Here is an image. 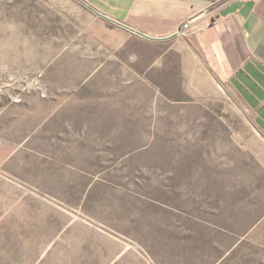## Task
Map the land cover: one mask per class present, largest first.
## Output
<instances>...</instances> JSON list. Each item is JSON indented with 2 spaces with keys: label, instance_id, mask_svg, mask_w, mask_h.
Segmentation results:
<instances>
[{
  "label": "rangeland",
  "instance_id": "374dc122",
  "mask_svg": "<svg viewBox=\"0 0 264 264\" xmlns=\"http://www.w3.org/2000/svg\"><path fill=\"white\" fill-rule=\"evenodd\" d=\"M91 23L0 0V264H264L251 111L216 72L198 90L121 55L108 76Z\"/></svg>",
  "mask_w": 264,
  "mask_h": 264
},
{
  "label": "crops",
  "instance_id": "0c3cea01",
  "mask_svg": "<svg viewBox=\"0 0 264 264\" xmlns=\"http://www.w3.org/2000/svg\"><path fill=\"white\" fill-rule=\"evenodd\" d=\"M77 1L89 12L92 38L106 40L91 51L107 56L108 76L121 55L144 58L143 71L158 80L176 71L184 86L198 90L210 87L216 72L264 134V0ZM185 22L191 27L178 35Z\"/></svg>",
  "mask_w": 264,
  "mask_h": 264
},
{
  "label": "built area",
  "instance_id": "2783aa9c",
  "mask_svg": "<svg viewBox=\"0 0 264 264\" xmlns=\"http://www.w3.org/2000/svg\"><path fill=\"white\" fill-rule=\"evenodd\" d=\"M191 27L190 22H185L182 27L178 30V35H186L188 29Z\"/></svg>",
  "mask_w": 264,
  "mask_h": 264
},
{
  "label": "water",
  "instance_id": "95a60500",
  "mask_svg": "<svg viewBox=\"0 0 264 264\" xmlns=\"http://www.w3.org/2000/svg\"><path fill=\"white\" fill-rule=\"evenodd\" d=\"M139 34H141V35H143V36H145L144 34H142V33H140V32H138Z\"/></svg>",
  "mask_w": 264,
  "mask_h": 264
}]
</instances>
